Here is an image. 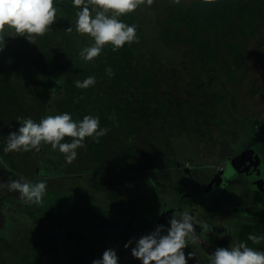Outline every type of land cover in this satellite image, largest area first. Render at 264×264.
Wrapping results in <instances>:
<instances>
[{
  "label": "trees",
  "instance_id": "1",
  "mask_svg": "<svg viewBox=\"0 0 264 264\" xmlns=\"http://www.w3.org/2000/svg\"><path fill=\"white\" fill-rule=\"evenodd\" d=\"M54 4L57 8L56 20L43 36H37L30 42L23 36H12L9 39L5 37L0 40V47H4V56L0 57V127L2 124L8 127L14 124L19 126L16 121L17 112L19 117H31L36 121L38 112L44 117L48 108L56 115L68 112L77 122L85 115L98 116L101 128H108L112 118L117 117L118 132L123 133L125 137L132 132L133 143H137V149L134 153H129L125 146L119 151L123 163L126 162V167H121L111 156L113 135L118 132L109 130L105 136L99 138V142L86 137V148L78 149V157L85 161L88 167L97 166L98 170H93L94 173L105 171L106 175L109 168L116 165H119L120 171L144 172L161 167L160 164L151 167L144 160L150 158L148 153L153 150V139L163 131V127L158 125L162 116L158 107L162 101L158 95L161 92V83L160 80L153 81L154 75L150 73L154 69L158 78L156 69L161 63L170 64L173 60L189 62L191 74L201 77V81L197 80L195 86L203 92L202 100L214 94L213 86L216 84L228 92L224 93L223 100L227 101L225 107L231 110L238 111L239 102L243 105L244 92L263 96L259 81L250 76L249 66L253 59L255 60L256 53H264V0H180L179 4L173 3V0H154L150 7L154 9L155 18L159 21L153 26L154 33L148 34L144 31L142 37L137 32L139 43L126 44L117 52L112 51L111 45H106L101 55L90 62H85L79 56L80 50L89 42V37L78 34L75 29L78 9L72 6L71 0H54ZM145 4L119 19L128 25L135 24L137 30L142 31L139 19L145 18L140 14L139 8L143 7L146 14ZM68 27L72 28L71 32L66 30ZM151 53H154L152 58L155 62L152 69L146 66ZM107 67L113 69L114 76L106 74ZM170 68L171 66H168V69ZM181 74L180 71L172 72L175 80L179 79ZM88 76L96 77L95 86L88 89L75 86L74 81H83ZM17 78L20 79V84L15 81ZM246 83L251 86L243 90ZM50 92H53L54 98L53 95L50 96ZM180 96L179 92L175 93L176 99ZM190 97L196 98L194 95ZM190 111L192 109L188 110ZM23 112L24 115H21ZM219 123L224 126V121ZM129 127L132 129H126ZM221 130L227 134L231 132L232 138L240 135L231 127ZM211 136L215 137L216 133H211ZM71 139L65 137L62 142H70ZM38 154L40 151L35 150L19 152V155L25 158H35ZM186 164L188 167L189 161ZM212 166L217 173L225 168L223 162ZM35 168L36 160L33 159L29 171L34 172ZM209 174L206 175L207 179L211 177ZM187 176L182 175L178 181L186 180ZM97 188H102V185L98 184ZM251 199L254 204L250 202L249 210L229 223L232 227L228 231L222 230L219 234L210 236L215 248L245 242L249 247L264 251V239L259 244L248 240L249 234L264 237V208L256 205L254 198ZM215 213H218V210ZM206 216H202L203 221L204 218L207 219ZM243 217L245 221L240 223ZM138 229V226L125 221L109 222L103 228L96 229L93 235L73 236L77 245L76 255H73L67 264H92L93 260L102 258L103 252L109 248L125 255V259L122 256V259H118V264H141L131 254L140 233L142 235ZM195 230L201 233L200 226L195 227ZM65 235L71 237L69 233ZM61 239L63 240L60 237ZM129 240L132 244L125 248L124 245ZM34 243L37 251L35 254L28 253L24 257V264L41 263L37 258L40 251L37 249L35 238ZM190 247L184 252L186 257L194 250L200 256V264H209L208 258L203 254L211 253L206 252L205 247L201 244ZM46 263L59 264V261L52 259Z\"/></svg>",
  "mask_w": 264,
  "mask_h": 264
},
{
  "label": "rangeland",
  "instance_id": "2",
  "mask_svg": "<svg viewBox=\"0 0 264 264\" xmlns=\"http://www.w3.org/2000/svg\"><path fill=\"white\" fill-rule=\"evenodd\" d=\"M144 7L147 8L146 14L143 7L139 8L145 18L138 21L142 31L137 30L142 37L144 31L154 33L153 26L159 23L154 9L147 4ZM91 43L89 37L86 46ZM3 50L4 47H0V57L4 56ZM150 56L146 66L152 69L155 65L152 58L154 53ZM188 64L173 60L166 64L171 65L170 69L163 63L159 64L156 69L159 79L154 69L150 72L154 75L152 80H160L161 83L158 95L162 101L158 107L162 116L158 125L163 127V131L153 139V150L148 153L150 158L144 160L151 167L160 164L158 169L120 171L119 165L114 164L116 166L111 165L105 175L101 171L94 173L93 170H98V167H88L78 155L73 163H66L64 154L58 149L53 151L47 144L42 143L41 152L35 158L10 155L3 151L4 146L0 144V184L20 176L32 182L44 180L47 183L46 195L38 205L26 203L13 191L4 199L7 208L1 209L5 210L2 213L4 223L9 228H16L5 230L3 239L2 232L0 234V264H24V257L33 249L34 238L37 239V249L40 251L37 258L41 263L47 264V261L55 259L59 264H67L76 255L77 245L73 236L93 235L96 229L103 228L109 222L125 221L138 226L141 237L149 234L157 225L169 226L173 212L182 209H193L197 214L196 219L212 228L207 234L195 230L198 239L195 242L189 240L188 246H197L201 242L212 254L216 248L214 243L206 241L208 237L222 230L228 231L232 227L229 223L248 210L251 198L256 200V205L264 208V91L263 96L244 92L245 101L243 105L239 102L238 111L225 107L227 101L223 100L224 93L228 92L216 84L213 86L214 94L202 100L203 92L195 86L201 77L191 74ZM171 70L182 72L180 78L175 80ZM249 71L250 76L264 86V53L255 54ZM250 86V83H246L243 90ZM172 90L181 96L176 99V92ZM189 109L192 111L188 112ZM51 113L48 108L45 116ZM38 114L40 116L42 113ZM39 116L36 117L37 122L42 118ZM112 120L118 121L117 117ZM223 121L222 127L219 122ZM118 123L115 130L119 129ZM229 126L240 133L237 138H232L231 132H222L221 129H229ZM120 133L113 135L111 156L115 163L126 167L119 151L126 146V151L134 153L137 143H133L132 132L126 137ZM211 133H216V136L212 137ZM33 159L36 160V168L30 172ZM187 161L190 165L186 168ZM221 162L225 168L217 173L212 165ZM189 173L191 177H188ZM208 173L211 177L207 179ZM185 174H188L187 179L178 181ZM98 184L102 188L98 189ZM5 189L9 191L7 187ZM217 210L218 213H215ZM204 214L207 219L203 221ZM241 219L240 223H243L245 218ZM67 233L72 238L67 237ZM116 253L118 259H125V255ZM203 256L208 258L207 253Z\"/></svg>",
  "mask_w": 264,
  "mask_h": 264
},
{
  "label": "clouds",
  "instance_id": "3",
  "mask_svg": "<svg viewBox=\"0 0 264 264\" xmlns=\"http://www.w3.org/2000/svg\"><path fill=\"white\" fill-rule=\"evenodd\" d=\"M145 3L151 6L154 0H72V6L78 9L76 31L92 39L90 45L80 50V58L90 62L101 55L106 45H111L112 51L117 52L126 44L139 43L137 26L128 25L119 17L135 12ZM173 3L179 4L180 0H173ZM56 15L54 0H0V39L23 36L30 42L49 31ZM6 30H11L12 34ZM66 30L71 32L72 28ZM105 72L110 77L115 74L111 67H107ZM74 83L79 89H88L95 86L96 77L88 76ZM16 121L19 128L6 137L5 153L39 152L43 143L50 145L53 151L58 149L64 154L68 164L76 160L79 148H86V137L99 142V138L109 131L106 127H100L98 116L85 115L77 122L68 112L42 117L39 122L31 117H17ZM65 137L72 139L70 142H62ZM0 187L18 193L22 200L32 205L42 203L47 192L46 181L32 182L23 176L10 179ZM168 225H157L149 234L136 240L135 247L131 249L132 256L141 264H187V259L192 258L193 253H189L186 258L183 250L189 240L195 242L198 239L194 226L199 225L204 234L212 231L210 225L198 221L188 209L174 211ZM262 239L264 237L257 235L248 236L253 244H259ZM130 244L131 240L124 247L128 248ZM208 261L209 264H264V251L239 242L229 247L216 248L212 254H208ZM92 264H118L117 253L114 249H106L102 258L93 260Z\"/></svg>",
  "mask_w": 264,
  "mask_h": 264
},
{
  "label": "crops",
  "instance_id": "4",
  "mask_svg": "<svg viewBox=\"0 0 264 264\" xmlns=\"http://www.w3.org/2000/svg\"><path fill=\"white\" fill-rule=\"evenodd\" d=\"M8 32L10 33V34H12L11 33V31H9L8 30ZM165 66H166V64H165ZM169 67L171 66V65H168ZM167 66V67H168ZM18 84H20L21 83V81H20V79L19 78H17L16 80H15ZM22 85H23V82H22ZM52 95H53V98H54V94H53V92H50V96L52 97ZM117 97H119V95H117ZM114 106V105H113ZM52 113H51V115H56L55 114V112L54 111H51ZM13 115H15V113L13 114ZM19 112H17V114H16V116L17 117H19ZM21 115H24V112L23 113H21ZM118 121H115V122H111V123H109V125H108V128H109V130H110V132H118V130H115L116 129V123H117ZM118 126H119V123H118ZM19 128V126L18 125H16V124H14L13 126H11V127H8L7 125H5V124H2L1 125V127H0V144L2 145V146H6V137L8 136V134L10 133V132H12V131H16L17 129ZM40 152H41V150H40ZM10 155H17L18 154V156H20L19 155V152H11V153H9ZM20 157H22V158H24L25 156H20ZM30 158V157H29ZM21 172H24V171H21ZM103 172H105V171H103ZM191 173H189V175H190ZM188 175V174H187ZM18 177H16V179H17ZM0 180H2L1 179V175H0ZM4 180V179H3ZM33 180L34 181H36V179L35 178H33ZM0 185H3V184H0ZM11 194V191H7L6 189H5V187H0V234H1V232H2V239H3V235H4V231L5 230H9V229H15L16 227H8L7 226V224H5L4 222V215L2 214V213H4V211L7 209L6 208V205H5V201H4V199L6 198V197H8L9 195ZM14 194H15V192H14ZM6 208V209H5ZM1 209H5V210H1ZM5 243H6V241H5ZM4 246V241L2 240V247ZM30 246V245H29ZM36 247H35V243L33 244V249L29 252V254H35L36 253ZM28 253V252H27Z\"/></svg>",
  "mask_w": 264,
  "mask_h": 264
},
{
  "label": "flooded vegetation",
  "instance_id": "5",
  "mask_svg": "<svg viewBox=\"0 0 264 264\" xmlns=\"http://www.w3.org/2000/svg\"><path fill=\"white\" fill-rule=\"evenodd\" d=\"M259 85H260V83H259ZM262 87V92L264 91V86H261ZM192 206V205H191ZM192 209V208H191ZM248 210H249V208H248ZM191 212H192V214L194 213L195 214V217H196V213H195V211L192 209V210H190ZM195 228V227H194ZM206 240V239H205ZM206 241H208V242H212V244L214 243L212 240H211V238H209L208 237V239L206 240ZM199 244H201V242L199 243ZM215 245V244H214ZM189 248H191L190 246H187L183 251L185 252V250L187 249H189ZM192 253H193V257L192 258H190V259H187V264H200L201 263V261L199 260V257L200 256H198L196 253H195V251L194 250H192L191 251ZM190 252V253H191ZM206 252H207V250H206ZM189 255V254H188ZM204 255V254H203ZM186 256V255H185ZM186 258H188V257H186Z\"/></svg>",
  "mask_w": 264,
  "mask_h": 264
}]
</instances>
